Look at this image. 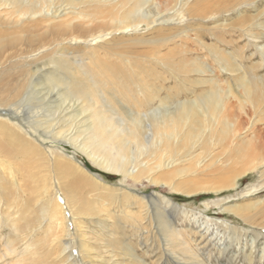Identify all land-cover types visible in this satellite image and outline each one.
Masks as SVG:
<instances>
[{
  "label": "bare ground",
  "instance_id": "1",
  "mask_svg": "<svg viewBox=\"0 0 264 264\" xmlns=\"http://www.w3.org/2000/svg\"><path fill=\"white\" fill-rule=\"evenodd\" d=\"M127 1L106 5L109 7L106 9L95 8L94 15L87 16L73 11L75 5H83L85 1L0 0V119L25 134H32L40 145H44L47 140L70 143L101 170L122 179H144L156 185L161 179L163 187L187 197L204 193L219 194L235 188L239 178L264 164V156L259 153L263 144H249L245 150L243 144L234 147L230 143L236 132L246 126H243L241 114L248 115L251 112L258 121L264 119V75L259 76L256 71L264 66V45L255 43L256 40L264 42V0H130L134 2L133 6L124 9V5V10L120 11V6ZM146 4L150 8L145 11L143 7ZM242 6L245 16L238 17V21L232 23V29H236L239 38L248 39L243 46L232 45L236 38L230 41L225 34L212 33L210 43L197 41L199 50L207 52V58L188 42L179 51L181 57L177 60H168L165 56L159 58V73L167 74L173 67L183 74L207 76L192 80L193 84L200 87L191 100H168L154 96L152 100L157 99L159 103L147 111L127 110L121 106L116 108L98 91H91L87 79L82 77L94 76L100 71L118 72L120 69L116 65L93 68L89 62L86 63L85 71L70 72L63 68L67 64L60 59L66 52V43L87 45L94 40L104 39L109 32L126 34L137 31L141 24L151 28L169 22V17L161 19L166 14L161 13L166 9L178 11V15L203 19L218 12L233 13ZM45 9L53 10L51 15L43 14ZM100 17L102 21H96ZM109 19L111 22L108 24L106 20ZM193 30L190 28L163 34L165 39L162 46L174 36L186 41ZM142 44L150 46L145 48L148 53H158V47L152 39H145ZM248 46L254 48L251 55L245 53ZM136 48L129 47L123 54L138 55L141 51ZM119 53L115 52L114 55ZM255 53L260 61L247 66L246 60L253 59L251 57ZM49 55L57 57L49 63L52 67L45 68L42 62ZM129 68L131 75L142 70L137 71L131 65ZM96 83L99 89L108 85L105 80H96L93 85ZM118 109L122 114H117ZM221 138L227 140V144L212 153L216 146L214 142H220ZM183 149L191 151L181 152ZM204 149L212 155L207 163L201 164L202 160H197V156L198 151ZM151 151L154 154H151V162L139 160ZM240 156H245L248 162L251 160L250 163L252 159L260 161L252 165L248 163L242 170L233 173L229 162ZM220 158L226 164L221 165ZM185 162L189 163L184 165ZM209 174L218 177L216 179L211 175V179ZM193 177L203 179L204 185L190 188L188 180H193ZM176 178L180 181L175 182ZM172 183L175 186H170ZM142 199H150L157 227L164 231L165 236L178 237L173 215L177 217L183 209L170 204L159 193L142 195ZM72 203V200L67 201L66 205ZM255 209H258L257 215L263 214L264 196L250 203L233 202L225 207L231 215L251 225L254 224L255 215L246 217L245 212ZM187 212L181 211L182 221L189 218ZM52 216H55L57 225L55 239L61 244L58 249H54L55 257L50 264L58 261L72 264L71 253L67 251V240H70L71 234L66 226L70 212L64 213L62 210L59 213L56 209ZM106 218L115 219V214L107 210ZM219 224L226 229L233 228L229 223L219 221ZM33 227L16 228L14 233H24ZM204 227L203 223L198 224L200 230ZM26 235L31 236L29 231Z\"/></svg>",
  "mask_w": 264,
  "mask_h": 264
},
{
  "label": "rangeland",
  "instance_id": "2",
  "mask_svg": "<svg viewBox=\"0 0 264 264\" xmlns=\"http://www.w3.org/2000/svg\"><path fill=\"white\" fill-rule=\"evenodd\" d=\"M71 1H85L83 5H75L73 11L92 16L95 8L106 9L109 8L106 5L120 4L121 0H108L105 3ZM133 4V1H127L120 6V11ZM148 5H144L145 11L150 8ZM52 11L45 9L43 14L51 15ZM163 13L166 14L161 19H171L162 25L149 28L141 24L137 31L126 34L109 32L104 39L94 40L87 45L79 42L66 43V52L60 58L67 64L63 68L70 72L79 70L81 73L87 69L86 63L89 62L93 68L116 65L120 71L115 73L100 71L94 76L82 75L87 79L91 91H98L116 108L121 106L127 110L133 108L147 111L159 103L157 99L152 100L154 96L168 100L194 99L200 86L193 84L192 80L207 76L183 74L173 67L167 74L159 73V58L165 56L168 60H177L181 57L179 51L187 42L207 58V52L199 50L197 41L210 43L212 33L225 34L230 41L236 38L232 45L243 46L248 39L239 38L235 33L236 29H232V23L238 21V17L245 16L243 6L233 13L218 12L203 19H193L186 14L178 15V11L170 9L161 14ZM96 21H102L101 17ZM106 22L109 24L111 21L109 19ZM190 28L194 30L189 32L190 37L186 41L174 36L162 46L165 39L163 34ZM149 38L155 41L158 53H148L145 50L150 46L142 42ZM255 43L258 46L264 45L262 40H256ZM129 47H137L135 50L141 53L129 56L123 54ZM248 47L245 53L251 55L254 48ZM115 52L120 53L114 55ZM56 57L47 56L42 65L45 68L52 67L49 63L55 61ZM251 58L253 59L246 60L247 66L260 61L257 53ZM130 65L137 71L142 70L131 75ZM256 71L259 76L264 75V66ZM96 80L107 81V87L99 89L97 83L94 86L93 82ZM248 103L246 102L247 105ZM117 114L122 112L118 109ZM246 115L241 114L243 126H246L242 131L236 132L230 142L234 147L243 144L245 150L249 144L264 145V119L258 121L251 112ZM226 141L223 138L220 142L215 141L214 144L218 147L215 146L212 153L225 146ZM261 149L259 153L264 156V147ZM188 150L183 149L181 152ZM212 153L206 149L198 151L197 160L200 159L201 164H205ZM151 154L152 151L142 155L139 160L143 163L151 162L154 155ZM244 157L231 159L229 168L233 173L242 170L248 163L252 165L260 161L252 159L250 163L251 160L248 162ZM223 158L219 160L221 165L226 164L222 161ZM187 163L189 162L183 164ZM256 167L239 178L235 188L229 191L187 197L163 187L161 179L156 185L144 179H122L116 174L101 170L70 143L47 140L44 145H40L32 134H25L11 123L0 119V264H50L55 257L54 249H58L61 244L55 239L57 225L54 218L59 214L52 216V212L56 209L59 213L62 210L64 213L70 212L66 226L71 234L70 240H67V251L71 253L72 264H264V212L257 215L258 209L247 210L246 217L255 215L254 224L251 225L225 210L229 203H250L257 197L264 196V164ZM211 175L209 174L211 179L217 176ZM178 181L180 180L176 178L175 182ZM188 181L190 188L202 186L205 182L196 177ZM171 185L175 186V183ZM154 193L161 194L170 204L183 209L181 211L189 212V218L183 221L181 211L177 217L173 215L178 237L167 238L164 231L157 227L150 199L140 200L142 195ZM71 200L73 203L66 205ZM107 210L115 214V219L106 218ZM168 212L170 213L169 210ZM193 218L196 220H192ZM219 221L229 223L233 228L226 229ZM201 223L205 227L200 230L198 224ZM33 225L35 227L28 230L31 236L26 235L28 231L14 233L16 228ZM55 264L63 263L58 261Z\"/></svg>",
  "mask_w": 264,
  "mask_h": 264
}]
</instances>
